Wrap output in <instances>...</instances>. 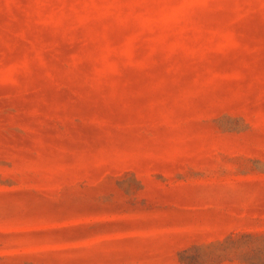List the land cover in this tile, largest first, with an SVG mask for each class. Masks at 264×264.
Instances as JSON below:
<instances>
[{
  "label": "rangeland",
  "instance_id": "rangeland-1",
  "mask_svg": "<svg viewBox=\"0 0 264 264\" xmlns=\"http://www.w3.org/2000/svg\"><path fill=\"white\" fill-rule=\"evenodd\" d=\"M0 264H264V0H0Z\"/></svg>",
  "mask_w": 264,
  "mask_h": 264
}]
</instances>
